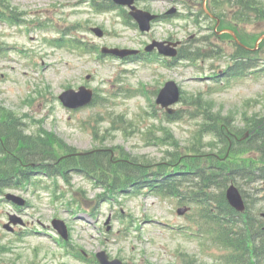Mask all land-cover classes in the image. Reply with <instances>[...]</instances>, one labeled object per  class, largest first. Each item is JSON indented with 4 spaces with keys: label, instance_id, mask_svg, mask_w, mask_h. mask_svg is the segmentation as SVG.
<instances>
[{
    "label": "rangeland",
    "instance_id": "rangeland-1",
    "mask_svg": "<svg viewBox=\"0 0 264 264\" xmlns=\"http://www.w3.org/2000/svg\"><path fill=\"white\" fill-rule=\"evenodd\" d=\"M2 1L24 15H18L21 22L15 26L0 22V46L5 47V51L0 49V104L24 117L32 130L42 128L56 134L80 151L108 147L154 163L164 160L173 138L182 153L198 145L202 119L191 116L197 107L189 105L197 94L204 96L203 103L210 102L213 112L232 117L240 127L246 117L264 116V73L216 89L213 69L218 73L224 69L225 59L204 58L196 64L179 61L168 68L162 60L128 63L111 55L100 56L104 46L143 49L152 39L170 38L183 41L181 47L193 45L206 51L211 42L202 38L207 36L215 42L212 48L230 53L233 43L215 37L213 23L201 13L203 0H185L186 5L180 0H138V7L158 15L173 7L183 14L191 9L196 13L190 18L176 15L159 20L149 33H142L119 10L97 12L91 0ZM205 2L207 6L208 0ZM194 15L198 23L193 21ZM256 19L241 20L237 25L251 46L264 33V21ZM96 27L103 35L94 32ZM57 37L77 38L88 49L54 46L51 41ZM258 50L263 54L257 61L260 65L264 41ZM169 80L176 81L188 99L174 105L179 115L186 114L174 122L163 119L164 111L155 102L158 90ZM81 85L95 91L97 102L77 111L64 107L58 96ZM210 138L212 135L204 142ZM195 150H203V146ZM243 156L253 158V153ZM239 180L245 191L254 190L249 182ZM58 184L59 198L44 189L12 191L28 201L23 210L0 202V264H93L90 259L101 250L130 264H182L184 255L194 256L198 264L219 263L223 250L188 236L187 231L196 228L192 220L196 212L191 209L179 214L184 204L175 198H162L146 189L138 195L106 200L98 197L104 188L81 175ZM261 186L252 195L259 199L255 207L264 213V184ZM12 215L21 219L14 232L4 228ZM55 218L66 223L68 246L52 225ZM30 229L35 233L19 235ZM77 251L90 259H80Z\"/></svg>",
    "mask_w": 264,
    "mask_h": 264
},
{
    "label": "trees",
    "instance_id": "trees-1",
    "mask_svg": "<svg viewBox=\"0 0 264 264\" xmlns=\"http://www.w3.org/2000/svg\"><path fill=\"white\" fill-rule=\"evenodd\" d=\"M261 3L239 0L235 4L244 20H249L250 11L256 9L257 16L264 21ZM18 15L15 7L0 0V20L16 24ZM236 49L230 55L232 62L225 71L226 77H241L253 68V73L264 72V67L260 69L256 63L261 55L259 57L241 46ZM203 55L205 53L188 48L182 51L184 58L195 59ZM195 97L191 103L198 106L196 115L202 116L203 122L197 132L198 145L191 149L213 146L218 149V154L185 155L176 142V151H170L166 157L169 161L155 163L141 162L126 154L116 157L112 150L106 149L64 157V154L77 150L45 130L28 131L21 116L0 105V195L7 188L37 185L44 177L54 182L58 178L69 181L72 173L84 174L102 183L106 189L105 197L137 193L149 187L161 195L175 196L198 207L197 227L215 243L228 249L225 259L228 264H255L254 258L264 262V218L256 216L250 208L245 215L239 216L225 197L230 181L237 182L242 178L264 182V116L246 117L244 127H240L232 117L213 112L209 101L203 103L204 96L198 94ZM176 118L181 115L177 114ZM247 131L250 136L239 139ZM205 134L214 138L205 143L202 140ZM252 152L257 158L243 156ZM149 166L157 167L148 172L146 168ZM184 262L193 264L196 261L187 255Z\"/></svg>",
    "mask_w": 264,
    "mask_h": 264
},
{
    "label": "water",
    "instance_id": "water-1",
    "mask_svg": "<svg viewBox=\"0 0 264 264\" xmlns=\"http://www.w3.org/2000/svg\"><path fill=\"white\" fill-rule=\"evenodd\" d=\"M118 2L132 5L134 0H116ZM132 8L135 10L132 12V14L139 20L141 24V28L143 30H149L150 29V21L155 17L151 15L149 12L137 10L135 6H132ZM100 32V31H99ZM101 34V32H100ZM155 45H158L160 48V51L165 54H172L174 55L176 53L175 50L171 49L169 45H165V42H154L149 49H152ZM176 45V43H174ZM113 53L119 54V55H126L128 53H131L132 51L128 50H119V49H112L110 50ZM73 90H68L64 92L61 95V99L69 106L77 107L80 105L87 104L92 99V92L90 90H85L84 88H81V91L76 93L72 92ZM180 98V90L177 86V84L174 81H170L166 84L165 88L160 93V96L158 98V102H161L164 106H168L169 104L178 101ZM227 197L230 201V203L238 210L244 209V201L242 198V195L237 187L232 185L227 190ZM16 199L15 197H12ZM180 212H184L181 210ZM62 224L63 230H65V225L62 222H59ZM101 262L103 264H122V261L119 259H115L113 261H109L108 257L106 256L105 252H101L98 254Z\"/></svg>",
    "mask_w": 264,
    "mask_h": 264
}]
</instances>
